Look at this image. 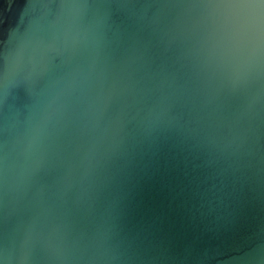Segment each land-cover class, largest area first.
<instances>
[{
    "label": "water",
    "instance_id": "water-1",
    "mask_svg": "<svg viewBox=\"0 0 264 264\" xmlns=\"http://www.w3.org/2000/svg\"><path fill=\"white\" fill-rule=\"evenodd\" d=\"M0 264H264V0H0Z\"/></svg>",
    "mask_w": 264,
    "mask_h": 264
}]
</instances>
